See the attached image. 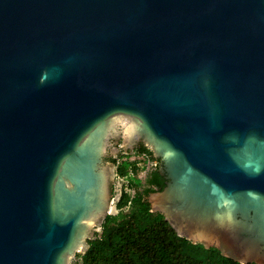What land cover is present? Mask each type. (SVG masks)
I'll use <instances>...</instances> for the list:
<instances>
[{
  "label": "water",
  "instance_id": "water-1",
  "mask_svg": "<svg viewBox=\"0 0 264 264\" xmlns=\"http://www.w3.org/2000/svg\"><path fill=\"white\" fill-rule=\"evenodd\" d=\"M119 120L168 174L152 212L264 264V0H0V264L84 252Z\"/></svg>",
  "mask_w": 264,
  "mask_h": 264
},
{
  "label": "trees",
  "instance_id": "trees-1",
  "mask_svg": "<svg viewBox=\"0 0 264 264\" xmlns=\"http://www.w3.org/2000/svg\"><path fill=\"white\" fill-rule=\"evenodd\" d=\"M132 155L156 165L145 179L138 178L143 169ZM115 175L124 181L115 203V214L105 215L100 232L87 240V249L75 257V264H254L239 263L224 256L215 247H205L178 236L158 212H152L147 197L165 188L160 173L162 163L143 145L132 152H120L111 158Z\"/></svg>",
  "mask_w": 264,
  "mask_h": 264
},
{
  "label": "rangeland",
  "instance_id": "rangeland-1",
  "mask_svg": "<svg viewBox=\"0 0 264 264\" xmlns=\"http://www.w3.org/2000/svg\"><path fill=\"white\" fill-rule=\"evenodd\" d=\"M127 124H128L127 120H119L113 124V126L111 127V129L107 133L105 140H104L102 156H101L102 161L106 162V163H110V160L108 161L109 158L117 157L120 152L130 153V152H132V150L135 147L139 146L140 144L145 146L146 148H148L153 153V156L155 158H158L157 155L155 154V152L150 147V145L143 138H138L134 142V144L131 146L125 145L124 140H123V135H124L125 129L127 127ZM142 158H145V157L132 155L129 160H139L140 161V165L143 166V169L139 172L138 178L144 182L146 177H147V174L151 170H153L154 166H153V161H144L145 159H142ZM110 164H112V163H110ZM112 165H113L112 191H111L109 203H108V206H107V209H106L104 216L108 215V214H115L116 213L115 203L119 197L120 189L124 183V181H122L116 177L115 165L114 164H112ZM157 193H161V192H156V193H152V194H157ZM152 194H150V195H152ZM99 232H100V227L97 230H93L89 237L83 238V241L85 243V250H86L87 240L92 239ZM85 250H84V252H85ZM83 253L75 251L73 253L71 259H70V264H75L76 262H78V259L75 256L77 254H83ZM254 264H256V263H254Z\"/></svg>",
  "mask_w": 264,
  "mask_h": 264
},
{
  "label": "flooded vegetation",
  "instance_id": "flooded-vegetation-1",
  "mask_svg": "<svg viewBox=\"0 0 264 264\" xmlns=\"http://www.w3.org/2000/svg\"><path fill=\"white\" fill-rule=\"evenodd\" d=\"M113 158H115V157H113ZM110 160V163H111V158H109L108 159V161ZM113 164V163H112ZM160 173H161V175L164 177V179H165V181L167 182V181H169L168 180V174H167V172L165 171V168L164 167H162V171H160ZM98 209H99V212L100 211H102V210H104V204H102V202L100 203V204H98V207H97ZM222 233V232H221ZM223 235V234H222ZM220 236V235H219ZM219 239V238H218ZM217 239V240H218ZM232 239V238H231ZM217 240H214L213 242H218ZM233 240V239H232ZM238 240H240L239 239V236L237 237V240H235L236 242H238ZM234 241V240H233ZM259 256H260V254H258Z\"/></svg>",
  "mask_w": 264,
  "mask_h": 264
},
{
  "label": "built area",
  "instance_id": "built-area-1",
  "mask_svg": "<svg viewBox=\"0 0 264 264\" xmlns=\"http://www.w3.org/2000/svg\"><path fill=\"white\" fill-rule=\"evenodd\" d=\"M142 159H144V158H142ZM156 164L155 163H153V166H155ZM119 179V178H118ZM120 180H122V179H120ZM123 181V180H122ZM121 190V189H120ZM119 195H120V193H119ZM118 200V199H117ZM117 202V201H116Z\"/></svg>",
  "mask_w": 264,
  "mask_h": 264
}]
</instances>
